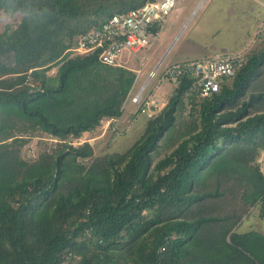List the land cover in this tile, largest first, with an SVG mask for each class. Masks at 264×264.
Segmentation results:
<instances>
[{
    "label": "trees",
    "instance_id": "trees-1",
    "mask_svg": "<svg viewBox=\"0 0 264 264\" xmlns=\"http://www.w3.org/2000/svg\"><path fill=\"white\" fill-rule=\"evenodd\" d=\"M147 1L0 0L21 13L0 33V264H264V232L239 231L252 208L264 218V49L211 97L184 76L123 153L74 142L123 115L137 78L74 52L78 37ZM43 134L56 145L27 159Z\"/></svg>",
    "mask_w": 264,
    "mask_h": 264
},
{
    "label": "rangeland",
    "instance_id": "rangeland-1",
    "mask_svg": "<svg viewBox=\"0 0 264 264\" xmlns=\"http://www.w3.org/2000/svg\"><path fill=\"white\" fill-rule=\"evenodd\" d=\"M21 20V13L0 11V33L7 26L15 28ZM151 33V32H150ZM157 35L151 33L150 43L130 58L129 67L140 70L129 93L132 96L146 81L151 71L165 56L155 76L150 78L147 91H154L168 100L174 85L161 80L162 70L167 64L204 58L214 53L243 51L246 54L264 49V0H178L171 13L164 19ZM57 67L48 73L54 74ZM256 89H264V64L262 73L254 81ZM127 97L123 104V116L115 121L104 119L95 130L86 131L75 143L90 142L95 156L104 160L129 149L142 137L148 125V117L137 113V106ZM160 103V102H159ZM188 112V111H187ZM180 118L177 126L183 129L188 119ZM175 136V133H173ZM172 131L167 130L152 153V165L170 153L174 147ZM57 140L43 134L33 136L24 146L22 154L27 159H36L43 150L52 148ZM94 157L86 160L88 164ZM115 158V157H114ZM256 229L264 232V218L258 208H252L246 215L239 231ZM63 264H68L65 261Z\"/></svg>",
    "mask_w": 264,
    "mask_h": 264
},
{
    "label": "built area",
    "instance_id": "built-area-1",
    "mask_svg": "<svg viewBox=\"0 0 264 264\" xmlns=\"http://www.w3.org/2000/svg\"><path fill=\"white\" fill-rule=\"evenodd\" d=\"M176 4L177 0H150L127 13H115L101 27L81 34L73 51L87 53L101 48L99 59L103 63L131 68L128 65L130 58L151 41L148 27H158L157 21H164ZM246 60L247 54L237 51L171 63L162 70L161 80L177 86L184 76H193L196 79L194 87L199 94L211 97L221 90L222 82L232 78ZM157 69L151 71L138 91L128 96L130 102L137 106L138 112L146 114L148 118L155 117L167 103L154 91H147L148 82L155 76ZM136 71L140 73V70ZM258 161L264 174V151Z\"/></svg>",
    "mask_w": 264,
    "mask_h": 264
},
{
    "label": "water",
    "instance_id": "water-1",
    "mask_svg": "<svg viewBox=\"0 0 264 264\" xmlns=\"http://www.w3.org/2000/svg\"><path fill=\"white\" fill-rule=\"evenodd\" d=\"M162 22H163V20H162V19H159V20L157 21L158 26H162ZM148 31H150L153 35H157V27H156V26H149V27H148ZM164 58H165V56L160 60L159 63H162L163 60H164ZM157 67H158V66H157Z\"/></svg>",
    "mask_w": 264,
    "mask_h": 264
},
{
    "label": "crops",
    "instance_id": "crops-1",
    "mask_svg": "<svg viewBox=\"0 0 264 264\" xmlns=\"http://www.w3.org/2000/svg\"><path fill=\"white\" fill-rule=\"evenodd\" d=\"M177 2H178V0H177ZM157 34H158V33H157ZM205 57H207V56H205ZM160 64H161V63H158V65H160ZM135 70H136V69H135ZM137 70H138V69H137ZM122 116H123V115H122ZM122 116H121V117H122Z\"/></svg>",
    "mask_w": 264,
    "mask_h": 264
},
{
    "label": "clouds",
    "instance_id": "clouds-1",
    "mask_svg": "<svg viewBox=\"0 0 264 264\" xmlns=\"http://www.w3.org/2000/svg\"><path fill=\"white\" fill-rule=\"evenodd\" d=\"M133 70H135V69H133ZM136 71V70H135ZM137 72V71H136Z\"/></svg>",
    "mask_w": 264,
    "mask_h": 264
}]
</instances>
